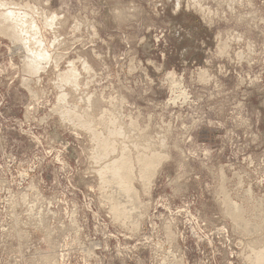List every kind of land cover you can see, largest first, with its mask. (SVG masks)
<instances>
[{
    "label": "rangeland",
    "instance_id": "374dc122",
    "mask_svg": "<svg viewBox=\"0 0 264 264\" xmlns=\"http://www.w3.org/2000/svg\"><path fill=\"white\" fill-rule=\"evenodd\" d=\"M9 1L0 264H257L264 0ZM121 151L129 198L105 174Z\"/></svg>",
    "mask_w": 264,
    "mask_h": 264
},
{
    "label": "bare ground",
    "instance_id": "6f19581e",
    "mask_svg": "<svg viewBox=\"0 0 264 264\" xmlns=\"http://www.w3.org/2000/svg\"><path fill=\"white\" fill-rule=\"evenodd\" d=\"M9 1V0H8ZM4 2V1H3ZM10 2V1H9ZM18 4V3H17ZM1 5V4H0ZM4 7V6H3ZM33 8V7H32ZM6 13H9V12H6ZM4 14H5V12H4ZM16 14V13H15ZM8 15V14H7ZM23 15V14H22ZM51 15V14H50ZM10 16V15H9ZM12 16V15H11ZM54 16V15H53ZM6 17V16H5ZM50 17V16H49ZM15 19V18H14ZM18 19V18H17ZM2 20V19H1ZM8 20V19H7ZM50 20H52V19H50ZM9 21V20H8ZM16 21V20H15ZM21 21V20H20ZM10 22V21H9ZM17 22V21H16ZM8 23V22H7ZM14 23H12V25H13ZM21 24V23H20ZM26 25V24H25ZM7 26V25H6ZM12 27V26H11ZM9 28V27H8ZM11 29V28H10ZM17 29V28H16ZM31 29V28H30ZM13 30H15V29H13ZM19 30V29H18ZM27 30H28V27H27ZM30 31V30H29ZM21 32V31H20ZM27 33V32H26ZM11 34V33H10ZM36 35V34H35ZM14 36V35H13ZM34 37V36H33ZM16 38V37H15ZM28 40V39H27ZM26 40V41H27ZM21 41V40H20ZM40 41V40H39ZM34 43V42H33ZM26 45V44H25ZM28 45V44H27ZM27 45H26V47H27ZM30 45V44H29ZM22 46V45H21ZM48 46V45H47ZM40 47V46H39ZM13 48V47H12ZM19 48V47H18ZM30 48V47H29ZM28 48V49H29ZM34 51V50H33ZM46 51V50H45ZM32 52V51H31ZM36 52V51H35ZM34 52V59H32V57H27L26 58V65L27 66H29V68L30 67H32V68H34V65H35V61L37 60V59H39V57L40 58H42V56H43V54L40 52V51H38V53H35ZM30 53V52H29ZM47 54V53H46ZM28 56V55H27ZM25 57V56H24ZM50 57V56H49ZM43 59V58H42ZM60 60V59H59ZM24 62V61H23ZM38 62V61H37ZM251 62V61H250ZM51 63V62H50ZM83 64V63H82ZM26 66V67H27ZM56 66V65H55ZM73 66V65H72ZM71 66V67H72ZM40 67V66H39ZM47 67V66H46ZM75 67V66H74ZM86 67V66H85ZM28 68V69H29ZM53 68H54V66H53ZM31 69V68H30ZM35 69V68H34ZM38 70V69H37ZM31 71V70H30ZM36 71V70H35ZM43 71V70H42ZM54 72V71H53ZM32 73V72H31ZM35 73V72H34ZM72 74H74V72H71ZM85 73V72H84ZM90 73V72H89ZM65 75V74H64ZM68 75H70V77H71V74H68ZM67 75V76H68ZM77 75V74H76ZM59 77V76H58ZM73 77V76H72ZM74 77H75V74H74ZM62 78V77H61ZM68 78V77H67ZM89 78V77H88ZM71 79H73V78H71ZM56 80V79H55ZM67 81V80H66ZM72 82V81H71ZM28 83V82H27ZM26 83V84H27ZM63 83V82H62ZM84 83V82H83ZM91 83V82H90ZM77 84V83H76ZM70 86V85H69ZM59 89V88H58ZM71 89V88H70ZM59 91V90H58ZM83 91V90H82ZM64 93V92H63ZM65 94H67V92L65 93ZM92 94V93H91ZM85 96V95H84ZM57 98V97H56ZM66 98V97H65ZM64 99V98H63ZM84 99V98H83ZM83 101V100H82ZM88 102V101H87ZM60 103V102H59ZM69 103V102H68ZM71 103V102H70ZM72 105V104H71ZM76 110V109H75ZM71 111V110H70ZM73 111V110H72ZM67 113V112H66ZM76 112H74L73 114H75ZM82 113V112H81ZM67 114H69V113H67ZM67 114H65L67 117H69L70 118V120L73 118L74 119V121H75V118L77 119L78 118V116H77V114L76 115H72V112H71V115H67ZM88 115H89V113H88ZM116 115V114H115ZM104 116V115H103ZM114 116V115H113ZM84 117V116H83ZM68 118V119H69ZM87 118V117H86ZM72 119V120H73ZM79 119V118H78ZM78 119L76 120L77 122L76 123H78ZM92 119V118H91ZM83 120H87V119H84L83 118ZM79 121H80V119H79ZM81 121H82V119H81ZM85 121H82V124H83V122L84 123H87V122H89L90 120H87V122H85ZM100 121V120H99ZM103 122V121H102ZM106 123V122H105ZM86 125V124H85ZM87 125L89 126L90 124H88L87 123ZM86 125V126H87ZM97 125V124H96ZM98 126V125H97ZM115 126V125H114ZM90 127V126H89ZM79 128V127H78ZM124 128V127H123ZM90 129V128H89ZM119 131V130H118ZM87 134V133H86ZM123 134V133H122ZM113 135V134H112ZM124 136V135H123ZM109 147V146H108ZM107 147V143L106 142H102V146H101V150H102V152H101V154H104V151H106V149L108 148ZM119 148V147H118ZM116 152H117V150H116ZM122 153V155L119 157V158H116V159H114V160H111V162H109L106 166H105V169L107 170L106 171V173L105 174H108L107 172H109V174H110V176H111V179H113V178H116V179H119L122 183H124L125 185V187H121L122 188V192H125L124 194H127V197L129 198V196H132V195H130V191L132 190V189H130V187L128 186V184L130 185V180H131V173H130V170H129V168H130V163H129V161H128V159L127 158H125L124 156H125V154H123V151H121ZM151 152V151H150ZM144 154V153H143ZM143 154H141V155H139L138 157H137V163L140 165V175L143 177V176H146V168L148 167V166H150V165H152L153 166V171L155 170L154 169V163L156 162V158L154 157H151V158H148V157H146L145 155H143ZM111 155V154H110ZM147 155V154H146ZM114 157V156H113ZM112 157V158H113ZM98 158V157H97ZM101 158V157H100ZM103 160V159H102ZM106 160V159H105ZM107 161V160H106ZM103 163V162H102ZM156 164H158V162L156 163ZM135 166V165H134ZM95 170V169H94ZM102 173H104L103 171H101ZM100 174V173H99ZM101 178V177H100ZM140 179V178H139ZM136 180V179H135ZM137 181V180H136ZM151 183V182H150ZM136 196V195H135ZM119 197V196H118ZM121 197V196H120ZM114 198H116V197H114ZM128 198H126V199H128ZM130 199L132 200V198L130 197ZM111 200H113V201H115L114 199H111ZM118 200V199H117ZM116 200V201H117ZM117 202H119V201H117ZM115 202H113L112 204H114ZM122 203V202H121ZM125 203V202H124ZM128 203V202H127ZM123 204V203H122ZM133 204V203H132ZM117 205H120V204H117ZM124 206H126V205H124ZM120 207V206H119ZM118 207V208H119ZM114 208V207H113ZM117 208V207H116ZM125 208V207H124ZM126 208H128V207H126ZM128 209H130V208H128ZM132 209H133V207H132ZM114 210H116L115 208H114ZM119 212V211H118ZM121 212L123 213L124 212V209L122 210H120V214H118V215H121ZM126 212V211H125ZM116 213V212H115ZM114 213V214H115ZM117 214V213H116ZM127 214V213H126ZM133 214V213H132ZM116 217V216H115ZM119 217V216H118ZM120 217H122V216H120ZM121 219V218H120ZM126 219H127V217H126ZM124 220H125V218H124ZM138 220V219H137ZM123 221V220H122ZM119 222V221H118ZM264 246V245H263ZM255 254V259H254V261L257 263V264H264V249L263 250H257V252H255L254 253ZM253 261V262H254Z\"/></svg>",
    "mask_w": 264,
    "mask_h": 264
}]
</instances>
